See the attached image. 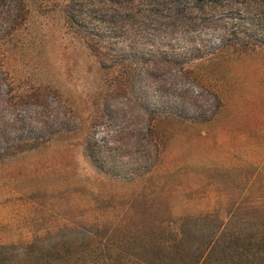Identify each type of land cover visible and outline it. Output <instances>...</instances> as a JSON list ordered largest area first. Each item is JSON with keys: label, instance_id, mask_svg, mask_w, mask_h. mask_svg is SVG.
<instances>
[{"label": "rangeland", "instance_id": "374dc122", "mask_svg": "<svg viewBox=\"0 0 264 264\" xmlns=\"http://www.w3.org/2000/svg\"><path fill=\"white\" fill-rule=\"evenodd\" d=\"M10 1L0 5V127L9 139L47 138L0 163V242L122 217L133 199L177 218L220 217L250 197L264 148L220 126L231 112L264 126V0ZM158 1L168 11L155 16ZM144 107L173 113L155 118L162 153L145 176L123 178L138 168ZM232 163L241 172H225Z\"/></svg>", "mask_w": 264, "mask_h": 264}, {"label": "trees", "instance_id": "16d2710c", "mask_svg": "<svg viewBox=\"0 0 264 264\" xmlns=\"http://www.w3.org/2000/svg\"><path fill=\"white\" fill-rule=\"evenodd\" d=\"M9 2L0 0V5L8 3L9 6ZM152 9L155 16L163 9L168 11L166 3L161 1L149 10ZM261 13L258 17L264 15ZM116 16L117 12L110 18ZM212 95L218 108L214 114L224 118L227 106L216 93ZM142 110L145 131L139 142L132 143L139 144L140 150L131 160V164L136 163L139 169L134 168L123 178L143 177L156 166L162 153L164 134L157 130L155 118L173 115L169 111L160 113L147 107ZM238 117L243 114L231 112V119L224 121L220 129L231 137L238 132L246 134L247 143L257 149L264 148V126L242 124L235 120ZM4 129L0 127V163L9 156L37 148L47 138L38 133L35 137L23 135L9 139ZM72 130L74 128L69 129ZM234 140L231 139V144H235ZM129 146L126 145V149L129 150ZM231 147L235 148L234 145ZM97 160L94 158L96 166L102 169L103 161L98 163ZM255 165L262 168L260 161ZM224 169L225 172H241L233 163ZM251 174L250 187L262 185L261 192H255L253 188L251 192L250 188L248 199L241 194L238 201L220 206V217L211 212H199L176 218L167 205L160 209L146 204L141 207L133 199L124 208L122 217L64 224L57 228L55 235L46 239L0 242V264H264V175L259 171Z\"/></svg>", "mask_w": 264, "mask_h": 264}]
</instances>
